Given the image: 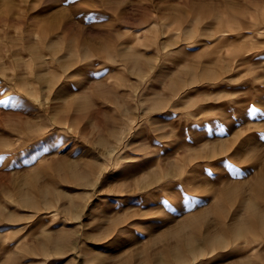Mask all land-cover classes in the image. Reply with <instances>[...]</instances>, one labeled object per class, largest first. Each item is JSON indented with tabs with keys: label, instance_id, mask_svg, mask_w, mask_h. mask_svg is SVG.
<instances>
[{
	"label": "rangeland",
	"instance_id": "rangeland-1",
	"mask_svg": "<svg viewBox=\"0 0 264 264\" xmlns=\"http://www.w3.org/2000/svg\"><path fill=\"white\" fill-rule=\"evenodd\" d=\"M263 159L264 0H0V264H264Z\"/></svg>",
	"mask_w": 264,
	"mask_h": 264
},
{
	"label": "bare ground",
	"instance_id": "bare-ground-1",
	"mask_svg": "<svg viewBox=\"0 0 264 264\" xmlns=\"http://www.w3.org/2000/svg\"><path fill=\"white\" fill-rule=\"evenodd\" d=\"M263 169H264V159H263ZM259 173H257L258 175H257V177H256V180L254 181V186L252 187V189L254 190V191H256L257 189H256V186H259L258 185V182H259V180L263 177V173H264V171L261 173L260 171H258ZM230 190H231V187H230V185H227V186H223L222 188H220V190H219V192H218V198H217V200L216 201H214V202H212L211 203V205L209 206V207H207V209L206 210H204L202 213H208V212H210V211H215V210H217V208H218V206H220V204H222L223 202H225V195H226V193L227 192H229L230 193ZM228 195V194H227ZM244 208H246L248 211H251V212H248V216H250L252 213H253V211H254V207L253 206H251V205H245L244 206ZM210 213H212V212H210ZM216 214V213H215ZM220 215V218H219V216H218V221H220V222H218V223H220L221 224V228H219V229H221V231L222 232H224V233H234V232H236V230L237 231H239V230H242L247 224H250V225H252V226H254V227H252V228H254V229H257V228H261L262 230H264V213H262V212H260V211H258V210H256L254 213H253V215H252V217H251V222H248V221H241V220H239V221H236V223H234V225H232L231 227H228L227 225H226V223H225V221H223L222 220V218L221 217H223L221 214H219ZM233 221V220H232ZM217 224V223H216ZM183 224H181V226H182ZM229 225V224H228ZM257 226V227H256ZM179 227V226H178ZM246 227H250V226H246ZM180 228V227H179ZM180 229L178 230V234H179V240L181 241V240H183V241H185V242H187V243H189V244H193V239L190 237V238H188L187 240H185L184 239V237L180 234ZM209 231V230H208ZM220 231V232H221ZM206 232V231H205ZM205 232H204V235H205ZM261 232V230H259V233ZM207 233V232H206ZM216 233V232H215ZM261 233H263V232H261ZM212 235L214 236V234H211V236H209V235H206V236H203V239L204 240H208V239H211V237H212ZM224 235V234H223ZM233 236H235L234 234H232ZM263 235V234H262ZM228 236V235H227ZM232 236V237H233ZM215 237V236H214ZM215 239H217L218 240V236H217V238H213V241L215 242ZM201 240V239H200ZM212 240V239H211ZM202 241V240H201ZM210 241V240H209ZM212 241V243H214ZM221 241V240H220ZM206 244H208V243H206ZM209 244H211V242L209 243ZM194 245V244H193ZM192 245V246H193ZM218 245H220V244H218ZM194 248H196V247H194ZM198 249V248H197ZM195 251H197V250H195ZM199 251V250H198ZM239 262H241V261H239ZM238 263V262H237ZM237 263H234V264H237Z\"/></svg>",
	"mask_w": 264,
	"mask_h": 264
}]
</instances>
